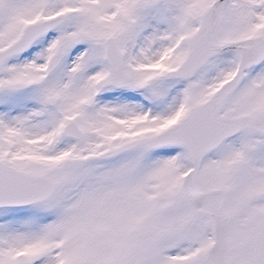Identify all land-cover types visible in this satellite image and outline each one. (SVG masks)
Returning a JSON list of instances; mask_svg holds the SVG:
<instances>
[{
  "label": "snow or ice",
  "instance_id": "snow-or-ice-1",
  "mask_svg": "<svg viewBox=\"0 0 264 264\" xmlns=\"http://www.w3.org/2000/svg\"><path fill=\"white\" fill-rule=\"evenodd\" d=\"M0 264H264V0H0Z\"/></svg>",
  "mask_w": 264,
  "mask_h": 264
}]
</instances>
